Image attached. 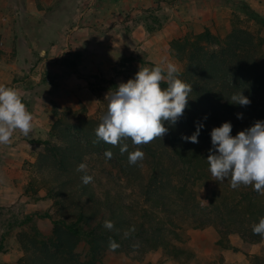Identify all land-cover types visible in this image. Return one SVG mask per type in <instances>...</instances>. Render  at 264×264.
I'll return each instance as SVG.
<instances>
[{"label":"rangeland","instance_id":"1","mask_svg":"<svg viewBox=\"0 0 264 264\" xmlns=\"http://www.w3.org/2000/svg\"><path fill=\"white\" fill-rule=\"evenodd\" d=\"M51 1H47L44 8L38 4L40 11L36 12L32 10L34 0H0V71L7 75L8 69L12 73L16 72L10 85L5 86L23 89L25 94L22 102H39L37 97L50 99L46 106L52 115L49 135L45 140H39L43 146L41 150H36L38 161L34 168L12 169L14 173L21 172L18 177H14L17 175L15 173L13 179L5 169H0V264H34V255L27 250L34 247L32 238L39 240V235L40 238L48 240L54 228L52 220L61 219L54 203L56 199L51 196L58 191V184L50 172L38 168L41 155L49 153L48 149L54 146L62 145L60 138L52 136V127L56 120L61 119L62 124L68 128L81 125L83 132H75L76 139H85L84 135L95 139V130L107 110L105 95L110 89L115 91V87L121 82L126 83L133 79L140 67L151 69L159 65L166 68L167 63H173L179 69V74L186 73L196 56L201 59L212 57L219 50L217 43H209L198 37L206 29L182 33L178 39L165 40L167 44L160 38L153 40L154 45L151 46L130 40L123 49L111 45L107 65H102L96 72L80 71L81 76H86V82L72 84L74 79L65 77L67 73L62 75L56 70L60 59L51 52L50 44L54 40V34L50 30L64 16L54 13L55 5ZM89 1L76 0V19L88 7ZM8 2L11 5L9 7ZM140 14V18L152 20V28L146 31L149 37L156 35L162 26L160 14L155 10L142 11ZM259 15L264 19V15ZM123 19L131 20V12L125 13ZM209 30L222 42L228 38L230 41L235 36L247 42L253 41V44L263 43L262 46L252 49L251 57L261 63L260 69L264 73V24L251 17L243 9L241 1L234 3L227 24H223L221 29ZM125 32L131 33L132 30L127 28ZM64 48L69 53L70 46ZM45 61L49 63L43 65ZM71 63L73 64L70 67L76 68L78 63ZM40 67L44 70L43 77L37 84L30 81V77ZM181 78L194 79L191 75ZM63 83L67 86H62ZM82 90L83 95H80ZM49 96L52 98H48ZM42 104L45 105L44 102ZM55 112L59 115L56 116ZM151 147V152L140 147L145 153L144 159L130 165L128 161L122 160L120 154L106 160L103 149L96 150L95 146L91 149V157H86V173L93 177L90 184L97 195L103 197L107 191L117 192L118 199L125 206L135 207L136 218L139 217V220L144 209H147L156 219L155 224L161 222L167 231H172L173 234L168 232L165 237L175 247L185 250L187 255L180 260L175 259L168 249L149 240L139 239L130 243L118 242L119 247L115 251H108L109 248H106L101 252L97 264H264V238L253 233V225L258 224L264 215L254 211L252 203L248 208L246 204L249 201L245 202L240 214L237 211L214 214L212 211L215 207L209 205L210 201H206L214 189L218 190V203L223 204L228 200L234 205L237 202V197L233 196L235 190L230 187L229 180L222 183L218 181V184L211 180H200L192 186V173L187 170L191 168L183 165L173 154L164 136L161 141H153ZM122 169L126 171L125 174ZM8 180L12 181L10 185ZM9 186H14V189ZM247 187L248 190H253L252 186ZM153 190L154 197L150 196ZM197 201H205L209 205L206 210L193 209L197 213H209L208 216H203L207 217L208 223L204 226H197L195 220L185 216L187 213L189 217L192 215L190 207ZM258 203L264 206V195L259 197ZM220 208L223 212V206ZM127 213V216L130 215L129 209ZM44 215L49 217L42 218ZM171 220L174 224H171ZM146 223L148 228L153 224ZM174 233L179 235V240L174 239ZM259 237V243L245 242ZM37 248L36 246L35 249ZM79 251L78 260L69 256L58 257L50 260V264H90L88 257H85L89 247L84 250L80 248Z\"/></svg>","mask_w":264,"mask_h":264},{"label":"trees","instance_id":"2","mask_svg":"<svg viewBox=\"0 0 264 264\" xmlns=\"http://www.w3.org/2000/svg\"><path fill=\"white\" fill-rule=\"evenodd\" d=\"M242 4L243 9L251 17L264 24V19L259 14L245 3ZM198 37L209 43H217L219 50L212 57L201 59L196 56L188 72L179 74L178 78L183 82L188 79L181 78L182 76L191 75L194 77L186 82L193 87V91L190 94L184 115L178 122L175 125L165 122L168 132L164 135L173 154L183 165L191 168L187 170L192 173L194 182L192 186L200 180H211L218 184V181L212 177L207 163L209 149L212 148L210 133L214 127H219L224 122H230L232 124L231 135L235 137L238 132L251 127L255 121H264V73L260 69L261 63L251 57L252 49L262 46L263 43L253 44V41L247 42L240 37H231V35L232 40L229 41L228 38L222 42L209 29H206ZM162 87H167V85L162 84ZM241 90L250 99V105L240 106L230 102V97ZM237 114H242V118H237ZM55 115L59 114L55 112ZM198 123L204 125L198 136L199 142L191 143L182 139V136H191L196 131ZM79 131L83 132L81 125L68 128L62 124L61 119L56 120L52 127V136L60 138L62 145L54 146L48 149L49 153L40 156L38 168L50 172L58 184V191L51 196L56 199L54 203L57 205V213L61 219L52 220L54 228L52 236L48 240L40 238L39 235V240L32 238L31 242L34 247L27 250L33 253L34 264H50V260L65 256L78 260L79 249L83 248L84 250L85 247H89L88 254L85 256L88 257V262L97 264L101 252L109 248V237L116 243H130L139 239L149 240L157 246L168 249L169 254L175 259L180 260L186 257L185 250L175 247L165 237L168 232L173 234L172 231H167L161 222L155 224L156 219L147 209H144V213L140 216L141 220H139V217L136 218L135 207L133 205L125 206L118 199L117 192L107 191L101 197L96 194L90 183L85 185L82 182L81 177L87 173L77 171V167L86 162L87 156L91 157L90 152L93 147L96 146V150L103 149V152L110 150L113 152V157L120 154V150L119 146H112L103 141L94 144L93 141L97 138L87 137L89 135H84L85 139H76L75 132ZM156 140L161 141L159 138L153 141ZM125 142L129 146L128 152H133L140 147L146 151H152V142L139 146L133 145L130 138ZM46 144L48 143L46 142ZM128 152L120 154L123 157H121L122 160L128 161ZM123 170L122 172H124ZM248 189L247 186L235 189L233 196L237 197V202L234 205H231L228 200L223 204L218 203L217 189H214L206 201H210L209 205L215 207L212 212L216 214H230L236 211L240 214L243 212L245 202L249 201L246 204L248 208L252 203L254 211L264 215V206L260 203L257 204L261 195L254 189ZM51 190L50 192H53ZM151 193L150 196L154 197V190ZM209 205L205 204V201H197L192 208L190 207L192 215L189 217V213H187L186 218L195 220L197 226L208 224L207 217L203 218V216H208L209 213H197L193 209L204 208L206 210ZM222 206L223 212L220 208ZM128 209L130 215L127 216ZM174 215L176 214L174 213ZM45 217L49 216H42V218ZM105 220L113 221L115 229L106 230L103 227ZM146 222L153 224L148 228ZM171 224H174L172 220ZM133 228L135 231H131ZM151 230H154L153 233H150ZM126 232L129 233L127 237L125 236ZM174 236L175 240L180 239L177 233H174ZM260 241V237L252 241L245 240L246 244L259 243ZM108 251L110 250L108 249Z\"/></svg>","mask_w":264,"mask_h":264},{"label":"clouds","instance_id":"3","mask_svg":"<svg viewBox=\"0 0 264 264\" xmlns=\"http://www.w3.org/2000/svg\"><path fill=\"white\" fill-rule=\"evenodd\" d=\"M179 77V69L173 63H167L166 68L155 66L144 67L126 83L121 82L110 89L105 95L106 113L102 122L95 130L94 144L103 141L112 146H119L120 154L128 152L131 139L133 145H146L167 134L165 122L175 125L184 115L193 87L183 82ZM166 84L167 87H162ZM230 102L240 106H248L251 101L239 91L230 97ZM242 118V114H237ZM206 119V117H205ZM33 116L22 102L19 92L14 87L0 85V144H8L13 132L19 130L25 137L32 131ZM204 125L198 123L196 131L191 136L182 139L198 143L200 130ZM232 124L224 122L211 130V144L207 163L215 181L229 180L232 189L240 186H252L254 191L264 195V121L257 120L249 128L231 135ZM106 160L113 158V152H104ZM145 153L137 148L128 152V163L135 165L142 161ZM77 171L87 172V165L81 163ZM82 182L87 185L93 177L83 175ZM103 227L112 231L115 224L105 220ZM118 231V230H117ZM131 231H135L133 228ZM253 233L264 238V217L253 225ZM129 233H125L127 237ZM109 250L115 251L119 244L109 237Z\"/></svg>","mask_w":264,"mask_h":264},{"label":"crops","instance_id":"4","mask_svg":"<svg viewBox=\"0 0 264 264\" xmlns=\"http://www.w3.org/2000/svg\"><path fill=\"white\" fill-rule=\"evenodd\" d=\"M47 1L49 0H34L32 10L39 12L38 4L44 8ZM239 1L264 15V0H90L88 7L76 19V0H52L51 3L55 5L54 13L64 15L63 20L50 30L54 34V40L50 44L51 52L60 59L56 70L62 75L67 73L65 77L74 79L72 84L85 83L86 76H81L80 71L96 72L102 65H107L111 45L123 49L132 40L137 44L143 42L144 46H151L154 45L153 40L159 38L167 44L165 40L178 39L182 33L187 34L192 30L221 29L223 24L228 23L234 3ZM9 6L11 5L8 2ZM146 10H155L160 14L162 22L160 31L152 37L146 32L148 28H152V20L140 18V13ZM129 12L132 19L124 21L125 13ZM127 28L132 32H125ZM64 46H70L69 53ZM69 60L78 63L76 68L70 67L73 63ZM10 70L8 69V75L0 71V85L9 86L13 81L16 72L12 73ZM62 86L67 85L63 83ZM16 90L24 98L25 91L20 88ZM83 92L84 90L80 91V95ZM50 96L48 98H52ZM36 99L39 102L23 101L33 116L30 134L25 137L19 130H15L10 143L0 144V169H5L11 178L15 173L17 175L14 177L21 173H14L12 169L34 168L38 161L36 150H41L43 146L39 140H45L50 132L52 115L46 106L50 99ZM11 182L8 180L9 185ZM9 187L14 189V186Z\"/></svg>","mask_w":264,"mask_h":264},{"label":"built area","instance_id":"5","mask_svg":"<svg viewBox=\"0 0 264 264\" xmlns=\"http://www.w3.org/2000/svg\"><path fill=\"white\" fill-rule=\"evenodd\" d=\"M49 63V61H45L44 63H43V65H46V64H48ZM41 69H39V71L37 72V73H35V74H33L31 77H30V81H33L34 83H40L41 82V80H42V77H43V67H40Z\"/></svg>","mask_w":264,"mask_h":264}]
</instances>
